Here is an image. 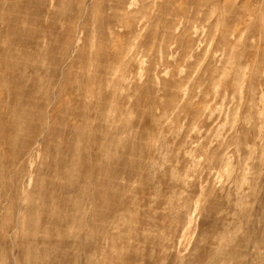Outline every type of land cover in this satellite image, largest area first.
I'll use <instances>...</instances> for the list:
<instances>
[{"label": "rangeland", "instance_id": "1", "mask_svg": "<svg viewBox=\"0 0 264 264\" xmlns=\"http://www.w3.org/2000/svg\"><path fill=\"white\" fill-rule=\"evenodd\" d=\"M0 264H264V0H0Z\"/></svg>", "mask_w": 264, "mask_h": 264}]
</instances>
